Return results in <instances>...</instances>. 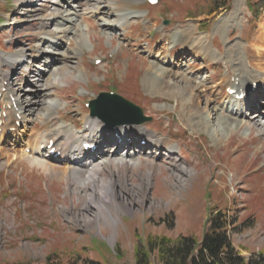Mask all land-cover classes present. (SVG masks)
Listing matches in <instances>:
<instances>
[{
    "label": "rangeland",
    "instance_id": "374dc122",
    "mask_svg": "<svg viewBox=\"0 0 264 264\" xmlns=\"http://www.w3.org/2000/svg\"><path fill=\"white\" fill-rule=\"evenodd\" d=\"M106 1L0 0V89L6 85L15 90L16 97L19 93L24 97L18 101L24 105L21 111L26 112V116L38 90L36 75L39 71L44 74L40 88L42 86L44 99L47 98L29 117L31 122L26 130L21 128L25 133L19 135L20 149L32 150L28 144L41 133L46 138L41 153L36 151V155L48 160V140H56L54 131L62 121H66L70 132L86 135L88 132L82 124L90 117L87 104L109 91L140 106L152 121L132 126L163 145H143L144 140L134 136L123 140L128 145H117L114 149L116 142L112 137L107 138L105 155L130 164L137 161V166L113 167L115 199L129 206L130 211L118 209L112 203L116 223L101 217L102 232L95 218L96 206L90 205L91 191L81 193L79 184L59 181L33 168L26 160L13 163L12 152L1 155L0 264H70L81 259L103 264H136L137 249L149 238L175 240L194 236L201 239L209 230L212 210L219 209L229 210L235 217V225L240 226L233 242L243 257L264 253V100L260 98L261 108L253 109L246 118L256 112L261 114L257 119H250L252 129L235 130L236 120L240 119L223 109L227 107L228 72L232 73L233 68L239 70V56L248 54L247 48L264 14L253 17L247 0H222L224 3L215 7L227 3L229 9H220L209 16L214 3L208 5L207 0H160L155 7L144 0H109L107 9L135 17L126 22L124 30L121 27L113 31L106 28L102 15H93L91 10L95 4ZM114 18H110L112 25ZM45 19L57 23L48 31H56L64 24L75 28L83 26L87 30L83 43L79 44L76 35L58 40L59 46L40 43ZM195 25L198 27L194 29ZM183 31L190 32L194 38L199 33L207 35L210 49L218 59L206 57L198 50L178 57L176 53L181 51L178 47L168 55L166 69L176 75L184 74L194 82L196 78L209 79V99L215 101L213 106L219 110L209 126L219 128L218 135L206 128L191 130L180 118L181 97L169 98L164 89L148 90L144 85L148 64L163 61L164 35L170 33L178 39ZM165 47L167 49L168 44ZM43 51L44 56L36 60L40 62L33 63L32 56ZM53 53L56 60L51 58ZM50 58L55 62L48 60ZM97 60L103 63L96 64ZM247 61L244 63L246 72L252 78H261L264 73L248 69ZM55 75L59 82L48 86V79ZM236 75L238 81L245 77L241 71ZM3 80H6L4 84ZM150 81L159 85L155 77L151 76ZM232 82H235L234 77ZM260 92L264 93V84ZM253 99L250 98L251 104ZM46 100L61 106L43 121L41 115L48 110ZM1 101L8 102L6 111L14 115L16 109L12 108L10 97ZM207 103L204 102L202 109ZM15 107L19 114L20 106ZM4 115L7 118V114ZM216 140L221 144L216 145ZM59 143L57 141L56 145ZM1 145L8 147L7 143L0 142ZM110 175L108 169L100 180L110 186L113 182ZM105 192L103 196L114 202V197ZM97 198L103 199L99 195ZM152 264L161 263L152 259Z\"/></svg>",
    "mask_w": 264,
    "mask_h": 264
},
{
    "label": "bare ground",
    "instance_id": "6f19581e",
    "mask_svg": "<svg viewBox=\"0 0 264 264\" xmlns=\"http://www.w3.org/2000/svg\"><path fill=\"white\" fill-rule=\"evenodd\" d=\"M100 1V0H99ZM34 2V1H33ZM110 3L109 0H107L105 3H97L92 7V14H99L100 16L102 15L104 17L105 21V26L109 30H124L126 26V22L129 20L135 18L132 17V14L130 13H125V14H118L113 10L107 9V5ZM68 10L69 7H67ZM89 10V9H88ZM118 11V10H117ZM68 13H71L68 11ZM55 16V13L51 15V19ZM99 17V16H98ZM115 17V18H114ZM110 18H114V25H112V20L110 21ZM88 19V18H87ZM127 20V21H125ZM52 24H57L56 20L52 22L50 19H45L43 21V27H42V35L40 43H46L49 46H54L58 44V40L61 39H66L69 36L76 35L79 37L80 41L79 44L81 45L84 41V34L87 30L84 29L83 26H78L77 28L72 27L70 24H64L62 26H59V28L56 31H48V28ZM58 26V25H57ZM87 27L90 28L89 23L87 24ZM198 26H194V29L197 28ZM191 28V26H190ZM220 31V30H219ZM195 32V30H193ZM222 32V31H221ZM178 33V32H177ZM180 33V32H179ZM178 33V34H179ZM182 33V34H181ZM180 33V36H178V39L175 38L172 34L168 33L165 34L163 37V44L168 47H163V52H161V55L163 56V61L160 63L157 62H150L148 64V69H147V75H146V80L144 81V85L148 90H153L158 88L159 90H165L166 95L169 98H175L178 99L181 97V101H183V104H181V108L183 109L182 113H180V118L185 122L186 126H189L191 130L193 131H198L201 130L202 128L205 130L211 129L213 134L218 135V129L217 128H210V124L212 120H214L215 116H218L219 110L214 107L213 105L216 104L212 100L209 99L210 97V91L207 89V85L209 84L208 81L209 79H203V78H196V82L191 81L190 78H188L184 74H179L176 75L175 73L172 72L170 69H166V66H169L168 62H166V59L168 55H171L172 52H174L175 48L180 47L181 51L176 53L178 57L181 55L187 54L188 52H191L193 50H198V52H204L206 57L212 58V59H218V57L212 52L210 49V46L208 44L209 38L207 35H203L199 33V36L197 38H194V35H192L188 31H183ZM162 38V37H161ZM211 40V39H210ZM63 42V41H62ZM176 45V46H175ZM84 48V47H82ZM248 54L241 55L239 56L240 63L237 65L239 67V70L245 75L244 78H239L238 81V76L236 75L237 71L233 68V72L231 73L228 72V78L229 79V89L230 90H236V94L231 96L228 95L227 97V107H223V109H227V111L231 114L233 118H239L240 120H236L237 126L235 130L238 129H244V128H250L249 126L253 123V121H250L252 117L255 119L260 117V113L256 112L251 118H248V114L250 111L253 109H256L258 107L261 108V103L262 100L260 101V98L264 100V93L262 94L261 88L264 84V75L261 76V78H252L245 70L244 63L247 61V67L249 69H257V71L264 73V19L261 20V22L258 25V31L254 39L250 42L249 47L247 48ZM198 52L194 51L195 54H198ZM44 51L39 52L37 55L32 56L31 61L33 63H39L36 60L40 56H44ZM23 54V53H22ZM52 54V53H51ZM194 54V55H195ZM47 57V56H45ZM64 57V56H63ZM51 58H55V53L51 55ZM48 59L51 62H55L53 59ZM24 59V58H21ZM25 60V59H24ZM251 62L253 64L252 67ZM234 65V64H233ZM236 66V65H235ZM30 67L27 66V68ZM252 71V70H251ZM256 71V70H255ZM254 71V72H255ZM43 73L38 72L36 75L38 81L35 83V88L38 89L35 92V100L29 101V109L27 110L29 116H26L25 114L21 115V122H22V128L26 130L28 124H30V119L29 117L32 116L33 112H35V108L45 101L44 96H43V89L42 86L40 88V83L41 79H43ZM155 77L159 82V85L153 84L154 82L150 81V77ZM237 76V78H236ZM235 78V82H232V78ZM6 80L2 81V84L5 83ZM238 81V82H237ZM59 82L58 76H52L50 79H48V86L49 85H56ZM258 84L259 88L257 93L252 97L253 103L251 104L250 101H247L249 97H247L245 100L241 101L238 99V97L242 94V92H249L254 85ZM163 87V88H162ZM4 91V92H3ZM205 92V94L203 93ZM158 93V92H157ZM11 96V100L15 98V101L13 103L14 106H20V111L24 109V105L18 101V99H24V97H20L21 94L19 93L18 96H15V90L10 89L8 86L4 85L3 88L0 89V103L2 105V98L6 95ZM164 94V93H163ZM46 96V95H45ZM47 101V100H46ZM207 101V105L205 106V109H202V105L204 102ZM25 103V102H24ZM44 104L47 105L46 112L41 115V120L47 121V118L51 116V114L55 111H57L58 104L57 102L53 100H48ZM45 105V106H46ZM10 107V106H9ZM8 109V108H7ZM187 109V112H184V110ZM8 111V110H7ZM10 111V110H9ZM12 111V110H11ZM2 113L4 112L3 110L1 111ZM6 112V111H5ZM87 116V115H86ZM88 118V122L83 123L82 126L85 127V131L88 132L87 135H82L79 134L77 136L76 133L70 132L68 129L69 126H66L64 122L62 121L63 124L54 131V136L56 137V140L59 141L60 143L56 145V140L54 141V146L57 151L61 152L60 159L58 162H54L52 160V157L49 155H46L49 157L48 160H44V158L36 155V151L41 153V147L44 143L43 139L46 138L45 135L38 133V136L35 138V140L31 143L28 144L29 147H31L32 150L27 152L24 148L22 151L20 148L21 142H20V137L19 135H23L25 133V130H21L16 128V122L18 121V118L16 117V114L12 115L9 114L8 119L5 120V125L2 127V132L0 133V142L1 143H7V146H0V157L1 155H9L10 152L13 153L14 159L13 163L18 162V161H27L33 168L39 169L43 171L45 174H50L54 178H57L59 181L63 180H71L75 184H79V188L81 193H87L88 191L92 192V195L90 197V205L92 207L96 206L97 209V225L100 228V231L102 230V221L101 217L104 219V221L110 222V223H116L114 216L112 214L113 209H112V203L115 204L118 209H127L130 211L129 206H124L121 205L117 202L116 195H117V190L115 189L116 185L114 183V173L115 171L113 170V167H121L123 165H128V166H137V161H133L132 164L126 162L125 160H112L109 156L105 155V145H106V140L109 138V135L111 133H107L104 131V127L106 126L103 124L101 121H99L95 117H86ZM254 119V120H255ZM232 120V119H231ZM235 120V119H233ZM3 122L4 119L0 118V122ZM20 121V120H19ZM68 121V120H67ZM70 121V120H69ZM73 121V120H72ZM222 121V120H221ZM229 121V120H228ZM45 126V125H44ZM138 126V125H137ZM231 126V125H230ZM234 128V127H233ZM14 131V132H7V131ZM230 130V129H229ZM41 131V130H40ZM117 131L122 134V138L126 137L129 139L132 136H138L144 140V138L152 145L161 147L163 145V142L155 140L152 136H148L147 134H144L143 132H140L139 129L135 126L132 125H127V126H119L117 128ZM253 131V130H252ZM233 133V132H232ZM10 134V135H9ZM51 135V134H50ZM24 136V135H23ZM48 136V134H47ZM11 138L15 140H10ZM121 138V139H122ZM55 139V138H54ZM10 140V142H8ZM53 140V138H52ZM113 141V140H112ZM12 142V144H11ZM216 145H220L221 142H218L216 140ZM224 143V142H223ZM50 144V140H48L47 145ZM87 144L91 145H101L100 151H98L95 154L92 153H86L82 147H84ZM104 144V145H102ZM129 143L122 144L128 145ZM114 146V149L119 145L118 147H122L121 144H116ZM151 145V146H152ZM27 147V146H26ZM117 147V148H118ZM28 148V147H27ZM140 149V148H138ZM51 150V149H50ZM50 153V151H49ZM109 155V154H108ZM11 156V155H10ZM131 155L128 157L130 158ZM109 157V158H108ZM12 158V157H11ZM132 160H138V159H130ZM139 163L142 161L138 160ZM110 170L111 173V179H113V182H111L110 186L109 184H106L103 182V180H100V177L103 176V172L106 170ZM85 170V171H83ZM40 172V171H39ZM51 176V177H52ZM102 179V178H101ZM103 182L101 184L100 182ZM111 181V180H110ZM109 181V182H110ZM88 186V188H86ZM110 188V192L109 189ZM72 191V190H71ZM70 191V192H71ZM103 191H106L105 193L109 192V195H112L111 197L113 198V201L107 200L105 196H103ZM74 192V190L72 191ZM99 192V194H97ZM104 193V194H105ZM96 194L97 196L99 195L100 197H103V199H98L97 196H94ZM78 199L80 200V194H78ZM106 199V200H104ZM108 218V219H107ZM102 232V231H101ZM114 240V238L112 239Z\"/></svg>",
    "mask_w": 264,
    "mask_h": 264
},
{
    "label": "trees",
    "instance_id": "16d2710c",
    "mask_svg": "<svg viewBox=\"0 0 264 264\" xmlns=\"http://www.w3.org/2000/svg\"><path fill=\"white\" fill-rule=\"evenodd\" d=\"M206 2L208 5L214 3V9L210 8L208 16L220 9H229L227 3L215 7L224 3L222 0ZM247 4L254 17L264 14V0H247ZM208 224L209 230L201 239L194 236H181L175 240L166 237L149 238L146 244L138 247L136 264H152V259H157L161 264H264V253L245 258L236 249L233 236L240 226L235 225V217L229 210H212ZM70 264L103 263L81 259Z\"/></svg>",
    "mask_w": 264,
    "mask_h": 264
},
{
    "label": "water",
    "instance_id": "95a60500",
    "mask_svg": "<svg viewBox=\"0 0 264 264\" xmlns=\"http://www.w3.org/2000/svg\"><path fill=\"white\" fill-rule=\"evenodd\" d=\"M91 108L93 116L109 125H141L152 120L144 116L140 107L116 95L101 94L97 100L91 102Z\"/></svg>",
    "mask_w": 264,
    "mask_h": 264
}]
</instances>
